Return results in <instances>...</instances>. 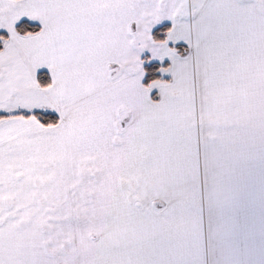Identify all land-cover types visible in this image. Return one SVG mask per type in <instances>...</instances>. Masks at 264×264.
Listing matches in <instances>:
<instances>
[{
  "label": "snow or ice",
  "instance_id": "obj_1",
  "mask_svg": "<svg viewBox=\"0 0 264 264\" xmlns=\"http://www.w3.org/2000/svg\"><path fill=\"white\" fill-rule=\"evenodd\" d=\"M0 264H264V0H0Z\"/></svg>",
  "mask_w": 264,
  "mask_h": 264
}]
</instances>
